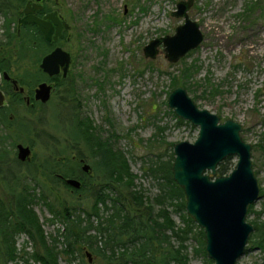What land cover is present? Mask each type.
I'll use <instances>...</instances> for the list:
<instances>
[{
  "label": "rangeland",
  "instance_id": "374dc122",
  "mask_svg": "<svg viewBox=\"0 0 264 264\" xmlns=\"http://www.w3.org/2000/svg\"><path fill=\"white\" fill-rule=\"evenodd\" d=\"M48 1L69 24L58 45L72 56L66 80L74 89V108L70 103L60 104L64 96L61 86L49 102L35 104L33 112L26 111L28 106L12 105L9 118L22 115L30 122L31 131L15 140L14 149L11 139L4 143L0 197L4 196V187L14 185L17 175L33 169L48 155V137L60 140L75 134L71 121L75 111L80 119H91L99 135L122 151L135 176V190L157 209L159 205L153 199L164 179L161 172L150 168L159 161L172 163L174 143L194 141L199 129L187 119L179 117V121L167 104L171 90L180 85L198 108L215 113L221 122L230 118L241 124L240 136L251 144L252 169L259 186V198L246 220L264 222V0H193L187 12L199 24L203 40L175 62L165 58L161 44L153 58L144 55L143 46L153 38L173 34L183 22V18L172 14L179 0ZM3 23L5 18L0 16V36ZM10 27L12 31L15 26L12 23ZM25 68L32 70L28 63L20 62L12 69L13 76H21ZM8 100L9 105L11 97ZM8 132L0 121V139ZM17 143L31 148L30 159L22 161V165L14 162ZM236 160L231 155L223 162L234 166ZM84 162L91 170L84 177L87 186L78 192L40 177L50 188L41 187L43 193L58 209L67 206L76 214L90 208L91 192L97 189L99 178L92 159L81 161L80 168ZM166 207L176 227L183 226L176 206ZM34 210L48 236L65 231L66 219L50 221L53 216L43 204L34 205ZM196 235L197 228L193 226L184 242L188 262L210 264L212 259L203 254ZM26 239L24 234L18 235L16 246L20 247ZM171 242L178 244L175 237ZM32 249L33 244L27 242V250ZM93 249L85 244L73 255L61 254L58 264H104L102 256ZM235 264H264V243L259 245L248 239L245 252Z\"/></svg>",
  "mask_w": 264,
  "mask_h": 264
},
{
  "label": "trees",
  "instance_id": "16d2710c",
  "mask_svg": "<svg viewBox=\"0 0 264 264\" xmlns=\"http://www.w3.org/2000/svg\"><path fill=\"white\" fill-rule=\"evenodd\" d=\"M24 2L25 0H0V16L5 18V30H10V25L17 23L16 16L20 15ZM51 8L50 4L44 6V10ZM13 29L10 30V38L17 39L20 49L18 57L28 55L31 59L35 56L38 61L40 54L50 49L36 25L21 24L19 29L16 26ZM64 38L65 35L62 39ZM17 78L20 84L29 87L30 92L39 80L56 79L48 78L38 68L35 72L26 70L25 74ZM60 86L64 92L60 104L70 103L74 108L71 103L75 99L73 87L66 79L59 80L56 89ZM14 103L26 107L24 102L13 97L9 105L0 108V121L9 130L0 139V157H5L4 143L7 139H11L14 149L15 140L31 131L30 122L22 115L9 118ZM34 107L35 104L28 106L26 111L33 112ZM71 121L75 134L60 137V140L55 136L48 137L46 141L49 153L42 161L34 164L36 173L33 169H27L22 175L15 177L12 187L3 189L4 196L0 197V264H58L61 254L73 255L85 244L94 247L93 251L102 256L104 264H189L184 252V242L193 226L197 228L196 237L206 255L203 229L186 213L185 194L172 178L171 161H159L150 168L152 172H161L164 179L153 199L159 205L155 209L154 203L148 202L141 192L135 190V176L122 151L113 148L107 138H102L88 117L80 119L73 111ZM32 143L30 142V146ZM69 151L74 154L70 156ZM171 157L173 159V154ZM81 159H92L99 181L97 189L91 192L93 200L90 208L72 214L67 206L58 209L48 199L41 187L50 188L41 178L53 185L61 184L71 188L65 183V179L80 178ZM14 162L17 165L23 164L18 159H14ZM232 168L233 165L222 161L216 171L218 175H222L229 173ZM84 177L87 178V175L82 176L81 187L74 191L78 192L87 186ZM30 180L33 184H30ZM36 204H43L48 208L53 216L50 221L61 217L66 219L65 231L48 236L34 210ZM168 205L176 206L183 226L176 227L166 207ZM252 211L253 204H250L247 215ZM252 224L253 231L249 241L262 245L264 222L252 220ZM168 231H171L170 234ZM20 234H24L27 239L17 247L16 239ZM172 237L177 238V245L171 242ZM27 242L33 244L31 251L27 250ZM210 264H214L212 260Z\"/></svg>",
  "mask_w": 264,
  "mask_h": 264
},
{
  "label": "water",
  "instance_id": "95a60500",
  "mask_svg": "<svg viewBox=\"0 0 264 264\" xmlns=\"http://www.w3.org/2000/svg\"><path fill=\"white\" fill-rule=\"evenodd\" d=\"M192 1L176 3L172 14L183 18V22L175 27L173 34L146 43L143 46L146 57L153 58L161 44L165 58L175 62L200 44L203 33L187 12ZM41 8L42 0H28L19 21L36 24L45 41L56 42L63 31L68 30L69 24L57 10L39 17L36 11ZM71 60L70 52L56 45L42 56L39 68L48 77L59 73L65 77ZM3 76L9 77L6 72ZM52 90V83L42 81L34 89V99L46 103ZM4 104L5 95L0 90V106ZM167 104L176 116L199 128L194 141L181 140L173 145L172 178L185 194L186 213L203 229L205 251L214 264H235L245 252L253 231V225L246 220L248 206L259 198V186L251 163V144L240 136V123L230 118L221 122L215 113L198 108L183 86L171 90ZM30 155L29 145L16 144L19 161H28ZM231 155L237 157L233 168L227 174L218 175V164ZM81 169L89 173L91 167L84 162ZM65 183L75 189L81 187V181L76 178L68 177ZM86 254L89 256L90 253L86 251Z\"/></svg>",
  "mask_w": 264,
  "mask_h": 264
},
{
  "label": "flooded vegetation",
  "instance_id": "af4514ba",
  "mask_svg": "<svg viewBox=\"0 0 264 264\" xmlns=\"http://www.w3.org/2000/svg\"><path fill=\"white\" fill-rule=\"evenodd\" d=\"M27 1L28 0H25L24 4L20 8V15L16 16L17 23H14V26H16V28L18 27V29H19L21 24H33V23H23V22L19 21L21 19V17L23 16V8H24ZM46 4H50L49 1L48 0H42V8L40 10L36 11V14L39 17H42L47 12H50L52 10H56L53 8H51L50 10H44V6ZM34 25H36V24H34ZM36 27H37V25H36ZM66 32H67V30L63 31L62 36L56 42H52V43L48 42L50 45V49L47 52H45L44 54H40L39 60L36 61L35 56H32L31 59L28 57V55H24L22 58L18 57V51L20 49H19V44L17 42V39L16 38L11 39L10 38V30H5L3 28L2 34L0 36V90L5 95V104L3 106L8 105L9 97H11V98L15 97L18 101L24 102L25 105L29 106V107H32L34 104L43 105L44 103L40 102L39 100L34 99V89L38 85V83H40L42 81H47L49 83H52L53 84L52 93H53L56 90L57 82L61 79L63 80V79H66L68 77L69 72L65 77H62V74L59 73V75L53 76V77H56V79H53V80L41 79L35 83V85L31 89L32 91L30 92L29 87L20 84L19 79L16 78L15 76H13V74H12V69L14 67H17L20 62H24V63L26 62V64L28 63L32 67V70H28L27 68H25V70L22 74H25L26 70H28L30 72H35L37 70V68L41 71L42 74H45L39 68V63L41 61V58L43 55L48 53L53 47L58 45V42L60 40H62L63 35H66V34H64ZM71 59H72V56H71ZM69 68H70V66H69ZM4 72H6L8 74V76H9L8 78H5L3 76ZM45 75L48 77L47 74H45ZM53 77H48V78H53ZM20 87L22 88V90H20ZM52 93H51V95H52ZM3 106H0V108ZM81 161H83V160L81 159ZM80 170H81V168H80ZM83 175H87V173H84L83 171H81L80 178H76V179H79L81 181V184H82V176Z\"/></svg>",
  "mask_w": 264,
  "mask_h": 264
}]
</instances>
